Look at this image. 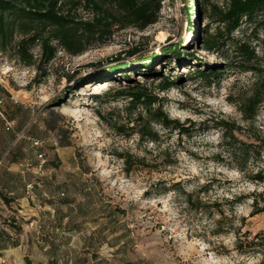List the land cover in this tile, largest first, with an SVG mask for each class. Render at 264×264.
<instances>
[{
    "label": "rangeland",
    "instance_id": "obj_1",
    "mask_svg": "<svg viewBox=\"0 0 264 264\" xmlns=\"http://www.w3.org/2000/svg\"><path fill=\"white\" fill-rule=\"evenodd\" d=\"M158 1L156 24L142 31L114 26L86 42L80 55L53 43L56 54L43 63L39 47L26 45L33 65L24 66L17 32L0 51V100L16 130L25 132L15 144L0 122V185L23 184L17 202L0 199V229L21 243L15 260L264 264V212L251 215L264 207V180L254 178L264 177V100L253 121L238 111L257 83L264 89V17L231 36L255 53L240 60L225 36L217 40L223 48L200 50L203 30L213 35L217 25L193 16V0ZM167 45L180 48L179 65L169 56L145 62L156 75L140 76L139 61ZM190 53L197 61H189ZM116 60L137 69L119 71L116 78L91 77ZM211 68L216 77L198 76ZM78 79L83 83L76 86ZM166 80L178 83L161 91ZM131 90L157 97L154 108L162 105L182 129L156 124L157 141L140 140L132 121L143 109L129 108ZM222 121L229 125L226 137ZM39 154L46 161L41 187L29 196L18 165H35ZM35 177L27 173L25 179ZM6 191L0 197H12Z\"/></svg>",
    "mask_w": 264,
    "mask_h": 264
},
{
    "label": "trees",
    "instance_id": "obj_2",
    "mask_svg": "<svg viewBox=\"0 0 264 264\" xmlns=\"http://www.w3.org/2000/svg\"><path fill=\"white\" fill-rule=\"evenodd\" d=\"M192 4V13L195 18L204 16L210 23L217 25L216 32L213 35L209 33L208 27L203 30L200 50L211 52L216 47L218 49L223 48L225 43L218 44L217 40L219 37L225 36L229 41L232 40L233 52L240 60L244 58L249 61L255 58V53L250 50L247 42L235 41L231 36L244 23H251L264 17V0H227L226 4L221 6H208L203 0L200 2L193 0ZM158 10V0H0V51L5 50L7 41L11 40L17 32L21 38L17 45V56L24 66L33 65L32 56L29 55V49L26 45L39 47V58L43 63H47L54 58L56 47L53 43L72 55H80L85 51L83 45L86 42L95 39L97 35L109 33L114 26L123 29L132 27L142 31L156 24ZM80 11H88L91 17L89 19L80 17ZM191 32L194 34L198 32L197 27L192 28ZM128 54L133 56L135 50L130 51ZM168 56L170 57L169 61H173L175 66H178L177 61L182 57L180 48L178 49V46L175 45H167L158 53L142 58L139 61L141 66L138 67L137 72H140V76H155V70L146 71L147 63L145 62L153 65L155 61ZM186 56L190 62L197 61L193 53ZM131 66L129 63L116 60L109 66L97 70L91 77L99 79L116 78L119 71L135 72L137 68ZM246 69L254 70L252 67L244 68V70ZM209 71L211 72L206 73L199 70L198 76L204 79L217 76L214 69L211 68ZM123 78L129 80L127 75H124ZM74 83L78 86L83 83V80L78 79ZM177 83L178 81L166 80L161 85L160 90L168 91ZM258 86L257 83L250 95L245 96L238 103V111L245 121L255 119L259 106L264 100V89L261 91ZM64 94L60 96L59 100L62 99ZM127 94L130 99L129 108L140 105L143 109L132 121V131L138 135L140 140L157 141V133L154 130L156 124L163 128L182 129L177 121L169 119L164 113L162 105L158 104L154 108L159 102L157 97L138 90H131ZM220 127L224 129L223 135L226 137L225 132H228L229 125L222 121ZM11 135L13 136V134ZM254 178L257 181L264 180L260 173H256ZM26 181L31 180H24V188ZM36 189L38 188H34L33 192ZM0 198L6 203L10 202L4 196ZM262 212H264V207L256 209L251 215L254 216Z\"/></svg>",
    "mask_w": 264,
    "mask_h": 264
},
{
    "label": "built area",
    "instance_id": "obj_3",
    "mask_svg": "<svg viewBox=\"0 0 264 264\" xmlns=\"http://www.w3.org/2000/svg\"><path fill=\"white\" fill-rule=\"evenodd\" d=\"M0 122L3 126V129L6 133L13 134L15 138V143L22 140L24 138V131H17L16 130V121L13 118H10L6 115L3 106L2 101L0 100ZM38 141H32L33 147L39 146ZM45 159L43 158V155L39 154L37 156V163L35 165H32L29 162H23L18 165L19 172L23 179L25 180V176L27 173H33L36 177L32 181H26L25 182V192L26 195L31 196L33 193L34 188H40L41 182L40 179L44 174V166H45Z\"/></svg>",
    "mask_w": 264,
    "mask_h": 264
},
{
    "label": "crops",
    "instance_id": "obj_4",
    "mask_svg": "<svg viewBox=\"0 0 264 264\" xmlns=\"http://www.w3.org/2000/svg\"><path fill=\"white\" fill-rule=\"evenodd\" d=\"M22 186L23 184L19 179L18 183L15 181L9 185H0V190H7L6 192L8 195H11L12 197L6 198L12 203L13 201H18L17 195L21 194ZM12 234L13 233L8 232L6 229H0V264H24V260L22 262L21 259L16 258L15 260L11 257L14 254L16 255L17 251H19L21 248V243L16 241V235L13 237Z\"/></svg>",
    "mask_w": 264,
    "mask_h": 264
}]
</instances>
